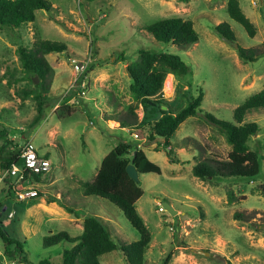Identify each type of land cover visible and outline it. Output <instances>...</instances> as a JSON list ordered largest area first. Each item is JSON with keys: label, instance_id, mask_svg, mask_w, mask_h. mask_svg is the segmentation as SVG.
<instances>
[{"label": "rangeland", "instance_id": "obj_1", "mask_svg": "<svg viewBox=\"0 0 264 264\" xmlns=\"http://www.w3.org/2000/svg\"><path fill=\"white\" fill-rule=\"evenodd\" d=\"M48 1L50 8L36 9L33 20L18 27L0 25V125L17 145L31 141L50 163L36 182L23 183L21 191H33L28 198L18 199L14 188L0 194V204L14 209L2 221L7 235L22 241L24 264H41V259L60 264L62 249L71 243L60 240L44 246L42 237L61 229L70 235L80 233L87 214L101 218L114 239L129 242L137 238L122 211L102 196L84 194L82 182L92 179L113 140L137 138L127 127L115 125V117L132 101L125 68L139 46L176 53L188 64V73L175 76L167 72L162 82V97L172 111L199 88L203 91L199 110L182 120L169 138L179 161H169L161 145L153 149L160 138L137 140L146 157L160 168L159 173L138 174L142 192L134 205L150 234L142 264H264V196L257 188L264 183V107L251 109L243 117L259 127L247 139L248 146L263 155L256 176L206 180L191 173V165L202 156L225 158L230 149L224 134L203 112L230 120L232 108L264 83V54L243 60L234 44L264 51V0H238L255 27L252 36L228 16L226 0ZM172 15L191 19L197 33V40L185 49L156 40L142 27ZM222 20L232 28L235 42L225 41L212 30ZM38 38L60 40L68 53H44L52 68L45 95L56 97V103L47 106L44 117L31 125L35 100L31 95L21 97V89L33 88L38 78L28 79L16 47H29ZM79 82L84 91L80 96L76 95ZM62 104L69 107L68 113L60 109ZM134 112L140 120L143 110L139 104ZM228 191L234 196L231 201ZM49 194L58 200L46 201ZM161 201L175 212L169 214ZM235 210L249 217L233 218ZM98 260L100 264H127L116 249L98 255Z\"/></svg>", "mask_w": 264, "mask_h": 264}, {"label": "trees", "instance_id": "obj_2", "mask_svg": "<svg viewBox=\"0 0 264 264\" xmlns=\"http://www.w3.org/2000/svg\"><path fill=\"white\" fill-rule=\"evenodd\" d=\"M48 0H0V25L6 27H18L35 17L36 9L48 10ZM225 9L228 16L242 25L250 36L254 34L255 27L241 10L238 0H226ZM156 40L163 43H171L178 48L185 49L190 43L197 40V33L193 28L192 20L179 15L161 17L142 26ZM212 30L227 42H235V35L229 23L225 20L212 25ZM237 55L247 61L264 54L255 46H241L236 44ZM23 71L32 82V76L36 75L38 81L33 88L21 89V97L31 95L35 100L36 112L30 124H37L45 115L47 106L56 103V97L48 98L45 92L48 89L51 66L44 57V53L50 51H66L64 42L55 39L38 38L29 47L18 45L16 47ZM66 53H68L66 51ZM120 59L124 56L117 55ZM129 72L128 92L132 99L126 105L124 113L115 117V125L127 127L135 137V140H125L122 137L113 140L111 147L100 158L96 171L91 180L82 182V192L102 196L115 204L125 218L137 232V238L124 242L113 238L101 218L87 214L81 221V231L76 235H70L65 230H58L42 237L44 246L52 245L60 240L71 243L61 251L60 264H100L98 255L116 249L127 264H142L143 252L149 241L150 234L141 216L136 211L134 202L141 194L139 179L133 180L125 171V165L131 162L137 173H159V166L148 159L144 151L137 145L138 139L160 138L153 143V149L161 145L166 150L169 161L177 162L179 158L173 153L170 144V136L177 125L187 116L193 115L199 110L203 91L199 88L195 95L187 98V102L177 110L172 111L169 102L162 97L161 87L167 72L175 76H181L190 71L188 64L176 53L164 49H152L145 47L136 48V56L126 65ZM164 79V80H163ZM139 104L143 110L140 120L137 119L134 108ZM64 112H69L67 105L59 106ZM264 107V83L253 93L246 96L235 105L231 111V119L216 117L211 112L204 111L203 116L224 134L230 145L226 157L204 155L191 165V173L201 179L246 177L253 178L259 171V159L263 157L257 149L248 146L247 139L258 130L257 122L253 120L243 121L246 112L254 108ZM144 127L147 128L146 134ZM101 131H104L102 129ZM131 150V151H129ZM19 145L8 137V130L0 125V170L8 167L11 162L20 163L18 157ZM46 157V154H44ZM43 171L27 172L28 181H37ZM11 176H5L0 180V194L10 193L13 183ZM259 192L264 196V183L257 185ZM37 194H40L39 192ZM231 191L227 192V200H233ZM46 201L58 200V197L45 195ZM69 212L74 208L62 204ZM4 207V208H3ZM7 203L0 204V240L2 247L8 255H19L22 263V241L7 235L2 217L6 216ZM77 216L76 213H74ZM233 218L247 219L242 211L235 210ZM166 258H164V261ZM47 264L46 259L39 261ZM230 264V263H228Z\"/></svg>", "mask_w": 264, "mask_h": 264}, {"label": "built area", "instance_id": "obj_3", "mask_svg": "<svg viewBox=\"0 0 264 264\" xmlns=\"http://www.w3.org/2000/svg\"><path fill=\"white\" fill-rule=\"evenodd\" d=\"M73 62H76L74 58ZM79 87L80 88L76 93V95L78 96L84 93L83 89L81 88L82 85L80 84V82ZM18 157L20 159V163L11 162L8 167L4 168L3 170H0V180L5 176H11L14 179L12 187L14 188L17 198L23 199L28 198L33 192L32 190L21 191L23 188V183L27 182V178L25 177V171H45L49 168L50 163L47 157H45L43 154H39L38 152H36L33 143L29 140H24L22 143H20ZM13 213L14 209L8 208L6 216L11 217ZM0 264H23L19 255H8L7 253H5L1 244V240Z\"/></svg>", "mask_w": 264, "mask_h": 264}, {"label": "water", "instance_id": "obj_4", "mask_svg": "<svg viewBox=\"0 0 264 264\" xmlns=\"http://www.w3.org/2000/svg\"><path fill=\"white\" fill-rule=\"evenodd\" d=\"M234 44L236 45V43H234ZM125 69H126L127 74L129 75L127 68H125ZM32 79H33V81H36L37 80L36 75H33ZM125 171L128 174V176L131 177L133 180H135V181L138 180V173H137L134 165L131 162H129L125 165ZM160 204H161V207L163 209H165L169 214H173L175 212V209L172 208V206L168 202L161 201ZM196 251L204 253V254L208 253L207 251H204L202 249H197Z\"/></svg>", "mask_w": 264, "mask_h": 264}]
</instances>
